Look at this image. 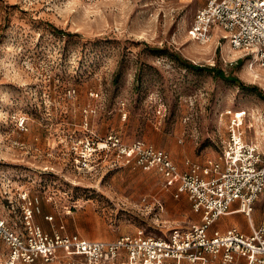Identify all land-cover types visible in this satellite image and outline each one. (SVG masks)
Wrapping results in <instances>:
<instances>
[{"label": "rangeland", "instance_id": "374dc122", "mask_svg": "<svg viewBox=\"0 0 264 264\" xmlns=\"http://www.w3.org/2000/svg\"><path fill=\"white\" fill-rule=\"evenodd\" d=\"M192 20V0H0V221L102 241L167 239L198 222L169 182L103 146L141 141L182 169L218 160L241 114L244 138L264 152V101L171 55L263 95L264 69L220 34L191 39ZM8 254L0 239V264ZM36 264L84 260L59 252Z\"/></svg>", "mask_w": 264, "mask_h": 264}, {"label": "built area", "instance_id": "2783aa9c", "mask_svg": "<svg viewBox=\"0 0 264 264\" xmlns=\"http://www.w3.org/2000/svg\"><path fill=\"white\" fill-rule=\"evenodd\" d=\"M213 28L225 33L223 39H228L232 51L264 69V0H207L195 12L187 34L206 42ZM241 117L232 114L229 118L222 161L192 163L185 172H179L165 152L141 141L125 145L109 136L103 145L117 147L126 164L154 170L166 180L177 179L175 197L187 195L192 211L201 214L199 224L174 228L167 239L123 236L102 241L48 235L29 220L25 232L16 233L0 221V239L9 251L5 264L46 263L56 259L59 251L83 257L84 264H115L119 257L125 258V264H237L238 258L245 264H264V223L251 225L248 234L234 227L209 231L235 202L237 211L250 217L264 189V152L244 140ZM27 215L30 218V212Z\"/></svg>", "mask_w": 264, "mask_h": 264}, {"label": "crops", "instance_id": "0c3cea01", "mask_svg": "<svg viewBox=\"0 0 264 264\" xmlns=\"http://www.w3.org/2000/svg\"><path fill=\"white\" fill-rule=\"evenodd\" d=\"M192 2H193V16H194L195 12L198 9H200L201 7H203L206 4L207 0H192ZM219 34H220L221 39H223L225 37V33L222 30H220L218 28H213L211 30L212 37L219 35ZM244 140L248 143H253V142L247 141L246 137L244 138ZM218 161H222L221 160V153H220V155H218ZM192 163H194V161H191L189 159H185L182 162V165H183L182 169H180V167H178L176 164L175 165L177 166V169L179 172H185V171H187L188 166ZM203 163H196V164H203ZM156 173L160 177H162L158 172H156ZM164 180L169 182V187L166 188V190L168 191L169 189H172V195H173L174 199H181L182 202H186V199H187V201L189 202L187 195L184 193L179 194L178 197H175V194L177 192V188L179 185V181L177 179L174 178V179H169V180L164 179ZM157 200H152V201H156V203H158ZM189 204H190V202H189ZM158 205L160 207V210H162L163 206L161 204H158ZM190 207H191V205H190ZM237 209H238V204L235 202L230 206V212L226 215H223V216H220L219 218H217L215 220V222L210 226L209 231L210 232H212V231L225 232L229 228L234 227V228H237L238 230H240L241 232L248 234L250 232V226L251 225L253 227H258L259 225L263 224L264 223V189L261 192V194L258 196L256 201L254 202L250 217L245 216L242 212L237 211ZM191 211H192V209H191ZM192 214L195 218L197 217V220H198L197 223H193V224H199L201 222V214L194 213L193 211H192ZM59 252H61V251H59ZM61 253H63V252H61ZM63 254H65V253H63ZM66 256H68V255H66ZM73 256H76V255H73ZM237 264H245V260L242 258H238Z\"/></svg>", "mask_w": 264, "mask_h": 264}, {"label": "trees", "instance_id": "16d2710c", "mask_svg": "<svg viewBox=\"0 0 264 264\" xmlns=\"http://www.w3.org/2000/svg\"><path fill=\"white\" fill-rule=\"evenodd\" d=\"M171 58L174 59L183 69H190V70H208L213 79H219L225 83L235 85L240 89L247 90L251 93H254L258 98L264 101V95L258 89V87L253 85H245L241 82L237 77L232 76L231 74H226L224 71L215 68H202L200 66L194 65L188 60L181 58L178 54H172Z\"/></svg>", "mask_w": 264, "mask_h": 264}]
</instances>
